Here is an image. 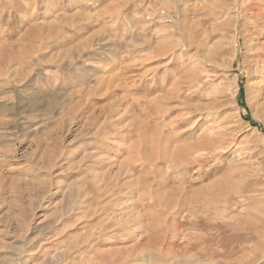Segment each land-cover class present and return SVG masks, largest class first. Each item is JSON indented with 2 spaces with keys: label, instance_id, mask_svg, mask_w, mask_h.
Masks as SVG:
<instances>
[{
  "label": "rangeland",
  "instance_id": "obj_1",
  "mask_svg": "<svg viewBox=\"0 0 264 264\" xmlns=\"http://www.w3.org/2000/svg\"><path fill=\"white\" fill-rule=\"evenodd\" d=\"M0 264H264V0H0Z\"/></svg>",
  "mask_w": 264,
  "mask_h": 264
}]
</instances>
